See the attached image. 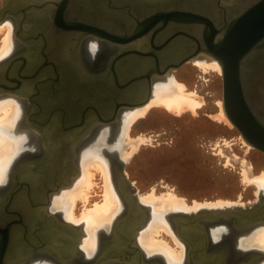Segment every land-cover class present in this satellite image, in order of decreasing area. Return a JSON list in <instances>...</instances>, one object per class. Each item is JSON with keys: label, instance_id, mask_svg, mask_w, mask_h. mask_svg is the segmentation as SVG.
<instances>
[{"label": "flooded vegetation", "instance_id": "flooded-vegetation-1", "mask_svg": "<svg viewBox=\"0 0 264 264\" xmlns=\"http://www.w3.org/2000/svg\"><path fill=\"white\" fill-rule=\"evenodd\" d=\"M48 1L52 0L27 1L33 8L24 21L9 13L0 21H11L15 40L13 50L0 60V84L4 85L0 87V97L20 100L22 111L17 125L26 129L30 137L29 145L15 157L5 180L0 183V228L3 222L14 223L8 233L7 252L24 255L13 264H168L162 253L146 254L139 245V230L148 222L152 208L140 202L131 184L124 183L120 175L122 160L115 146L109 149L112 152L106 151V155L111 162V178L122 207L111 225L97 232L91 254L82 248L83 225L70 223L50 207L54 196L66 188L58 190L56 186L67 182L68 178L73 181L78 175L75 170L79 156L98 130L106 124L119 128L120 112L127 108H120L116 118L106 124H101L92 108L98 109L101 116L114 108L116 100L108 93L116 78L124 83V76L132 65L128 62L133 59L168 61L178 58L175 53L188 49L164 46L163 42L171 35L166 31L156 34L153 40L156 46L161 45L154 57L147 55L151 48L149 37L142 42V48L137 47L135 40L120 45L93 36L79 38L60 26L47 24V12L56 6ZM54 1L59 3V0ZM210 1L198 0V3L201 6L207 2L204 7L208 8ZM75 3L72 7L70 2L67 8L71 18L84 11L89 24L110 30L106 21H112L108 17L112 10L106 5L112 2L82 0V7ZM127 3L136 5L131 0ZM23 6L25 2L21 0H2L0 10H17ZM183 7L204 13V8L199 10L195 0H183ZM113 21L112 29L132 27L120 16ZM110 59H122L116 65L117 73L111 71ZM159 67L163 69L161 64ZM154 80L152 78L151 88ZM133 84L134 88L146 87L148 82L139 79ZM119 92L120 89L118 102L122 99ZM88 110L90 112L82 117V111ZM196 211H175L165 216L174 236L184 245L180 264H258L264 260V256L255 255L258 250L238 246L237 237L247 231L239 230L234 222L233 225L218 222L204 227L198 223L188 224L187 219L178 215ZM201 227L204 233L198 232ZM213 230L217 234L214 237ZM194 244L196 248L191 247Z\"/></svg>", "mask_w": 264, "mask_h": 264}, {"label": "water", "instance_id": "water-1", "mask_svg": "<svg viewBox=\"0 0 264 264\" xmlns=\"http://www.w3.org/2000/svg\"><path fill=\"white\" fill-rule=\"evenodd\" d=\"M21 1L25 2V6L17 10L10 8L0 10V21L7 13L23 21L30 17V8H33L27 3L30 0ZM69 1L59 0V3L54 0L48 1L54 2L53 4L56 6L55 9L52 8L47 12L49 16L47 24L60 26L61 29L73 33L79 38L93 36L120 45L130 44L135 40L137 47L140 48H142V42L149 37L151 48L147 55L153 57L156 56V52L160 50L161 46H156L153 40L156 34L161 31L171 34L163 42L164 46L188 49L181 53L173 52L172 54L175 53L178 58L168 61L133 59L134 62L133 60L128 62L129 65L134 63L135 66H130L128 75L124 76V83H120L116 78L115 85L111 86L112 91L108 93L111 98L116 100L113 102L114 108L105 112L104 116H101L98 109L92 108L101 124L114 120L120 108L145 105L152 95V78L161 79L183 63L205 54L216 60L221 67L222 107L225 116L248 145L264 153V0H211L208 8L204 7L208 5L207 2L200 6L198 0H195L199 10L204 8V13L185 9L183 0H154V4L149 9H141L137 5L132 6L131 3H127L129 0H119V2L118 0H103L112 2L110 5H106L112 10L108 13L112 23L108 19L106 21L110 30L89 24L86 21L87 13L84 11L71 18L67 9L70 2L72 7L76 5L75 2L81 6L82 0ZM35 8L39 9L40 7L36 6ZM116 16L127 20L132 27L124 30L112 29L113 18L116 19ZM121 60H109L112 72L117 73L116 65ZM137 60L142 63L141 66H138ZM44 64L42 63V65ZM159 64L163 66L162 70ZM145 70L148 73H143ZM139 79H145L148 82L147 86L134 88L133 83ZM0 87L3 88L4 85L0 84ZM118 89H120L119 94L122 98L119 102L117 101ZM82 112V117H84L90 111ZM107 161L110 165L109 157ZM75 174H78V168H76ZM120 175L124 177V183L130 185L124 173L122 172ZM71 181L68 178L67 182H62L56 187L60 190L70 185ZM133 206L138 207V204H133ZM178 215L187 219L188 224L198 223L204 227L218 222H228L233 225L234 222L239 230H246L248 233L255 227L264 224V193H259L258 201L250 207L237 205L201 207L194 213L185 215L178 213ZM2 224L3 227L0 228V264H13L22 260L24 255L7 252L8 233L14 223L7 221ZM198 232L204 233L202 227L198 229ZM196 245L191 247L196 248ZM194 251L192 250V252ZM255 255L263 257L264 253L255 252Z\"/></svg>", "mask_w": 264, "mask_h": 264}, {"label": "rangeland", "instance_id": "rangeland-1", "mask_svg": "<svg viewBox=\"0 0 264 264\" xmlns=\"http://www.w3.org/2000/svg\"><path fill=\"white\" fill-rule=\"evenodd\" d=\"M1 29L0 45L7 26ZM170 74L184 85L186 93L194 94L199 106L178 113L155 105L129 125L128 137L140 141L121 163V169L134 193H172L188 205L222 201V207L250 206L257 202L258 194L264 191L258 192L252 178L264 171V153L248 145L225 116L222 73L210 67L203 70L192 59ZM101 150L105 155L110 151L104 146ZM126 150L131 149L128 146ZM91 170L89 200L84 204L78 199L73 206L77 217L85 206L103 201V178L100 171ZM167 233L160 229L153 236L179 251L180 245Z\"/></svg>", "mask_w": 264, "mask_h": 264}, {"label": "bare ground", "instance_id": "bare-ground-1", "mask_svg": "<svg viewBox=\"0 0 264 264\" xmlns=\"http://www.w3.org/2000/svg\"><path fill=\"white\" fill-rule=\"evenodd\" d=\"M131 2H134L141 9H149L152 4H154V0H131ZM3 26H7V30L5 29L6 33L1 40L0 60L9 55L15 45L11 21L7 19L1 22L0 29L3 28ZM193 60L194 63L203 70L210 67L217 70L219 73L221 72L219 63L206 55H202ZM137 64L141 66V62L137 61ZM198 101L194 98V94L186 93L184 91V85L178 83L177 80L168 73L161 79L154 80L152 95L145 105L127 108L124 109L122 113L120 112V117L118 118L119 128H111L110 124L101 127L88 148L80 154L78 159V175L70 185L54 196L50 208L52 211H59L65 220L70 223H83L85 234L82 241V248L88 254H91L95 248L97 240L96 235L99 229L109 227L122 207L119 194L115 190L112 182L107 156L103 154L101 147L104 146L106 149H110L115 146L122 161H124L129 157L131 151L134 150V147L138 144L137 142L140 141L138 139L137 141L131 140L127 135L129 125L135 119L143 116L150 107L155 105H161L168 110L177 111L178 113L179 111L182 112V109L185 108H190L194 111V109L199 106ZM21 109L22 103L20 100L10 96L0 97V183L5 180L4 178L6 177L7 170L12 161L23 148L30 143L29 132L22 128L21 125H17L22 111ZM220 118L221 117H219V120ZM225 119L223 117V121ZM226 120L225 122L227 124L228 120ZM228 126H231V124L229 123ZM128 146L129 149H131L129 152L126 150ZM91 169H96V172L100 171L103 178V201L101 203L96 202L92 207L83 206L84 210L81 212L80 216L77 217L74 214L73 206L78 199L84 204L89 200V191L92 187L93 178ZM244 176L247 177L246 173ZM252 182L256 185L258 192L264 191V171L260 175L252 178ZM138 197L140 202L152 208V214L149 216L148 222L139 230V245L146 254H152L154 252L162 253L165 255L168 264H180L184 252V245L174 236L165 219L166 214L175 211H196L201 207H222V205H224L222 201L188 205L172 193L155 196L153 192H151L143 196L138 195ZM160 229L165 230L166 233L168 232L167 234L180 245L179 251H175L176 249H173L167 243L161 242L162 240L157 241L158 239L155 238L153 234L155 233L154 235H156ZM212 235L213 237L217 235L214 230L212 231ZM236 240L237 244H239L238 246L241 248H256L263 254L264 224L255 227L245 235L238 236ZM36 263L38 264V262ZM261 264H264V262Z\"/></svg>", "mask_w": 264, "mask_h": 264}]
</instances>
